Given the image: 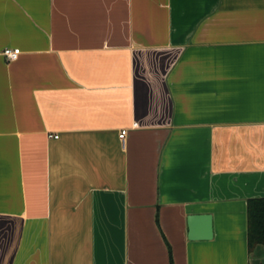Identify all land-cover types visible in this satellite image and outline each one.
I'll list each match as a JSON object with an SVG mask.
<instances>
[{"label": "crops", "instance_id": "obj_1", "mask_svg": "<svg viewBox=\"0 0 264 264\" xmlns=\"http://www.w3.org/2000/svg\"><path fill=\"white\" fill-rule=\"evenodd\" d=\"M263 198L264 0H0V264H264Z\"/></svg>", "mask_w": 264, "mask_h": 264}, {"label": "trees", "instance_id": "obj_2", "mask_svg": "<svg viewBox=\"0 0 264 264\" xmlns=\"http://www.w3.org/2000/svg\"><path fill=\"white\" fill-rule=\"evenodd\" d=\"M248 221V246L253 251L258 245L264 246V198L249 201Z\"/></svg>", "mask_w": 264, "mask_h": 264}, {"label": "water", "instance_id": "obj_3", "mask_svg": "<svg viewBox=\"0 0 264 264\" xmlns=\"http://www.w3.org/2000/svg\"><path fill=\"white\" fill-rule=\"evenodd\" d=\"M189 235L191 241H209L214 237L212 215H191L188 217Z\"/></svg>", "mask_w": 264, "mask_h": 264}, {"label": "built area", "instance_id": "obj_4", "mask_svg": "<svg viewBox=\"0 0 264 264\" xmlns=\"http://www.w3.org/2000/svg\"><path fill=\"white\" fill-rule=\"evenodd\" d=\"M20 54H21L20 49H5V51L3 52V55L8 61H15ZM127 134H128V130H122L120 133V139L124 141ZM50 137L58 138L57 136H50Z\"/></svg>", "mask_w": 264, "mask_h": 264}]
</instances>
